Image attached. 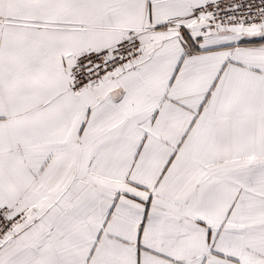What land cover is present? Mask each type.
I'll use <instances>...</instances> for the list:
<instances>
[{"label":"snow or ice","instance_id":"6c2138e0","mask_svg":"<svg viewBox=\"0 0 264 264\" xmlns=\"http://www.w3.org/2000/svg\"><path fill=\"white\" fill-rule=\"evenodd\" d=\"M0 264H264V0H0Z\"/></svg>","mask_w":264,"mask_h":264}]
</instances>
